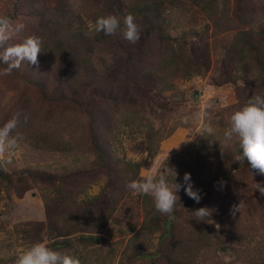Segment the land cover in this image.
I'll use <instances>...</instances> for the list:
<instances>
[{
	"label": "trees",
	"instance_id": "1",
	"mask_svg": "<svg viewBox=\"0 0 264 264\" xmlns=\"http://www.w3.org/2000/svg\"><path fill=\"white\" fill-rule=\"evenodd\" d=\"M182 1L206 14L203 31L194 29L176 36L175 18L180 17L176 15ZM238 3L233 11L242 29L220 52L221 85L234 104V112L255 95H264V21L255 22L256 27L251 25L247 9L241 1ZM229 7L221 0H54L43 8L30 0L12 1L13 13L7 17L25 15L37 21L32 36L42 38L43 52L38 54L37 65L24 62L8 76L33 88L48 106H66L73 113L41 125H27L14 112L5 118V123L17 121L12 136L22 154L12 173L0 166V187L17 199H23L31 190L39 191L44 220L28 222L15 237L5 232L4 245L12 240L41 243V234L46 233L54 240L46 246L54 251L70 255L74 249L72 253L82 258L90 246L91 264L110 263L111 251L102 245L105 240L101 232L114 218L127 215L131 191L126 184L137 179L140 168L118 157L113 149L115 132L121 125L147 128L150 159L162 147L183 140V126L155 129L148 114L157 123L161 116L171 114L162 92L178 78L201 76L208 71V32L215 36L237 29L226 25ZM108 15L120 19V29L113 35L96 32V20ZM127 15H133L141 29L135 44L123 38V19ZM0 67L7 65L0 62ZM230 117L222 120L223 126L212 135L197 140L191 182L202 197L197 203L199 208L213 199L214 184L229 183L232 171L248 168L264 177L251 170L247 159L235 160L242 155L238 139H224ZM93 179L101 181V189L97 197L87 199ZM182 191L183 186L178 192ZM216 197L219 217L226 223L214 231V237L213 232L212 238L205 232L209 221L197 219L192 222L193 228L186 226L192 236L177 239V209L183 202L177 201L171 214H161L154 205L141 226L150 235L158 234L156 251L134 249L125 264H158L159 260L165 264H220L218 252L223 249L238 262L255 264L252 256L264 243V230L241 197L226 191ZM143 199L152 197L144 195ZM101 202L107 204L104 210ZM135 241H130L131 249ZM0 253V264H12L17 256Z\"/></svg>",
	"mask_w": 264,
	"mask_h": 264
},
{
	"label": "rangeland",
	"instance_id": "2",
	"mask_svg": "<svg viewBox=\"0 0 264 264\" xmlns=\"http://www.w3.org/2000/svg\"><path fill=\"white\" fill-rule=\"evenodd\" d=\"M12 1L0 0V16H7L13 13ZM30 1H33L38 8H43L48 3L54 2V0ZM238 1H241L242 4L240 5L245 6L247 9L248 20L251 21V25L256 27L255 22L264 21V0H221L222 5L227 4L230 6L227 8L228 19L226 18L225 20L226 25L228 24L237 29L232 28L229 32L215 36L211 31L208 32L207 42L210 46V66L208 71L201 76L188 79L178 78L170 87L162 92L164 102L169 104L171 114H165L160 118L158 114H154L159 118L158 123L152 119L154 116L148 114L155 129L158 127L166 129V127L170 128L171 126H183L185 128L183 140L177 145L162 147L156 156L150 159L147 156L148 143L147 135L145 136L148 133L147 128L138 129L121 125L116 130L113 149L119 158L140 166L137 169L138 176L136 180L143 179L147 174L158 175L168 167L177 174L176 183L183 186L184 174H191L194 166L197 140L207 134L202 133V126L208 124L214 130H218L223 126L220 124L221 121L227 120L234 113V104L227 95L226 88L221 85V61L223 58H221L220 52L222 47L232 39L235 32L242 29V26L237 23L233 11V8L239 4ZM181 4L179 6V14L176 15L180 17H174L177 21V26L175 27L176 36L181 32L194 29L203 31L207 24L206 14L188 2L182 1ZM11 20L14 23L24 25L23 31L11 43L22 42L23 39L32 36L37 29V21L32 20L28 16H17ZM0 71H3L1 67ZM194 93H196L195 97L193 96ZM10 112H14L16 117L23 120L27 125L30 123L41 125L57 117L72 116L73 110L62 105L48 106L40 100L38 93L33 88L26 86L23 81L8 75H0V127H3V124H5L4 120ZM77 115L79 117V114ZM185 118H187V122H185ZM21 154L22 148L17 143V146L12 149V155L10 156L12 162H0V166L7 170V172L12 173L15 163H20ZM52 167L55 168V164ZM171 170L167 172V180L170 185L175 184V173ZM93 180L89 183L91 187L85 197L87 199L97 197L101 189V181L97 182L99 179ZM256 183L264 185V177L257 176L248 168H244L242 171H232L229 183L214 184L216 189L211 191L213 199L205 202L204 205L205 208L211 210V215L208 217L210 221L205 229L207 237L212 238V232L214 237V231L217 228L219 230L220 225L222 226L223 223H226L219 217L218 206L216 204L218 203V197L216 196L224 191L241 197L250 208L251 214L255 217L258 226L264 230V196H261L259 191L256 190ZM38 193L39 191L34 189L26 193L23 199H17L14 194L9 196V193H6L0 187V252H5L6 256L16 253L17 256L13 259L12 264H15L19 255L30 248L32 244L22 240H19V242L12 240L4 245L2 242L6 238L5 232L14 235L28 222H42L44 220L43 205ZM177 195L179 196V201L184 204L177 209L180 217L178 218L179 221L175 222L177 239H180L185 238V235L188 237L192 236V233H189L191 230L186 226L193 228L192 222L197 220L193 212L199 206L184 191L178 192ZM143 196L133 195L131 192L128 205L125 208L127 215H119L102 230L101 235L105 240V243H102V245L107 247L109 252L111 251L109 264H125L128 254L134 249L144 253H154L156 251L158 234L150 235L147 231L142 230L141 226L142 221L147 216V212L155 204L153 198L145 201ZM100 205V208H103V210L107 207L105 202H101ZM32 234L36 235L35 232H32ZM41 240V243L45 245H49L54 241L46 233L41 234ZM132 240L137 241L134 242V246L131 249L129 243ZM248 248H250V245ZM73 250H71L70 255L78 257L81 264H91L90 259L93 257L91 253L92 247H87L86 252H83L82 258L80 254L74 255L72 253ZM2 257L0 253V258ZM252 257L254 262H256L255 264H264V243L259 244L257 254ZM218 258L220 264H243L235 260V258L233 259L231 253H228L226 249L218 252ZM94 262L97 264L96 261ZM158 264L165 263L159 260Z\"/></svg>",
	"mask_w": 264,
	"mask_h": 264
},
{
	"label": "clouds",
	"instance_id": "3",
	"mask_svg": "<svg viewBox=\"0 0 264 264\" xmlns=\"http://www.w3.org/2000/svg\"><path fill=\"white\" fill-rule=\"evenodd\" d=\"M121 21L114 15L99 17L94 25L96 32L105 35H113L120 29ZM24 25L14 23L7 16H0V62L7 65L0 75H9L14 70L20 69L24 62L33 65L38 64V54L42 51V38L39 36H28L19 43H11L23 31ZM140 26L136 23L133 15H127L123 19V38L131 44L140 39ZM187 122V118H185ZM17 126L15 119L9 120L0 127V162L11 163L12 149L17 146L16 137L12 132ZM202 133L212 135L214 129L205 124ZM238 139L242 149V155H237V162L247 159L251 170L256 174L264 175V95H255L239 110L230 117V126L224 132L225 141ZM168 167L160 174H147L141 180H133L126 187L133 195H147L154 200L155 208L161 214H171L179 201L178 191L182 185L176 183L170 185L167 180ZM183 190L191 199L199 203L200 191L194 189L191 182V174L185 173L183 177ZM256 190L264 196V185L256 183ZM199 221H210L207 218L211 210L205 207L193 212ZM219 226V225H217ZM15 264H81L78 257L54 251L44 243H35L24 251L16 259Z\"/></svg>",
	"mask_w": 264,
	"mask_h": 264
},
{
	"label": "water",
	"instance_id": "4",
	"mask_svg": "<svg viewBox=\"0 0 264 264\" xmlns=\"http://www.w3.org/2000/svg\"><path fill=\"white\" fill-rule=\"evenodd\" d=\"M193 96L195 97L196 96V93H194Z\"/></svg>",
	"mask_w": 264,
	"mask_h": 264
}]
</instances>
